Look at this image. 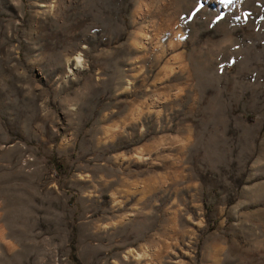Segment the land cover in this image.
<instances>
[{"label":"rangeland","instance_id":"1","mask_svg":"<svg viewBox=\"0 0 264 264\" xmlns=\"http://www.w3.org/2000/svg\"><path fill=\"white\" fill-rule=\"evenodd\" d=\"M0 264H264V0H0Z\"/></svg>","mask_w":264,"mask_h":264},{"label":"snow or ice","instance_id":"2","mask_svg":"<svg viewBox=\"0 0 264 264\" xmlns=\"http://www.w3.org/2000/svg\"><path fill=\"white\" fill-rule=\"evenodd\" d=\"M220 2H221V3H224V2H225V0H220ZM229 2H231V0H229Z\"/></svg>","mask_w":264,"mask_h":264}]
</instances>
